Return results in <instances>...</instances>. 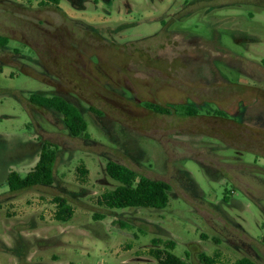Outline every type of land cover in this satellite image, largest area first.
Masks as SVG:
<instances>
[{
    "label": "rangeland",
    "instance_id": "374dc122",
    "mask_svg": "<svg viewBox=\"0 0 264 264\" xmlns=\"http://www.w3.org/2000/svg\"><path fill=\"white\" fill-rule=\"evenodd\" d=\"M0 35V264H157L155 238L191 264H264V0H0ZM32 93L73 103L86 134ZM44 140L53 183L11 191ZM110 160L167 181L168 205L98 204Z\"/></svg>",
    "mask_w": 264,
    "mask_h": 264
},
{
    "label": "trees",
    "instance_id": "16d2710c",
    "mask_svg": "<svg viewBox=\"0 0 264 264\" xmlns=\"http://www.w3.org/2000/svg\"><path fill=\"white\" fill-rule=\"evenodd\" d=\"M45 3L58 5L59 0H43ZM8 39L0 35V46L6 45ZM0 73L2 67L0 66ZM29 100L39 106L52 108L62 114L64 124L72 136L86 134L87 122L82 117L78 108L59 95L43 96L32 93ZM143 105L161 114L194 115L198 111L195 107L186 104H176L173 107L163 106L158 103L144 102ZM57 146L51 141H42L37 161L23 176L17 171L10 170L7 173L6 184L11 191L29 188L34 185H51L54 180V164L56 161ZM81 177L88 173L84 165L77 167ZM107 175L118 184L113 188L102 192L97 198L98 204L114 209L127 207L165 208L169 203L170 184L164 180H154L139 175L135 170L118 163L108 161L105 165ZM55 210L53 218L59 222L69 221L74 209L63 196H54ZM99 217V216H98ZM153 247L149 250L157 264H191L186 259L176 255L173 250L176 246L173 240L152 239ZM204 264H214L216 259L204 253L199 255ZM231 264H257L249 257L236 258Z\"/></svg>",
    "mask_w": 264,
    "mask_h": 264
},
{
    "label": "crops",
    "instance_id": "0c3cea01",
    "mask_svg": "<svg viewBox=\"0 0 264 264\" xmlns=\"http://www.w3.org/2000/svg\"><path fill=\"white\" fill-rule=\"evenodd\" d=\"M41 148V147H40ZM40 151V150H39ZM38 158V157H37ZM37 161V160H36ZM54 181V180H53Z\"/></svg>",
    "mask_w": 264,
    "mask_h": 264
}]
</instances>
